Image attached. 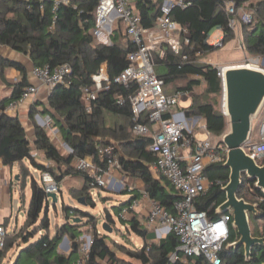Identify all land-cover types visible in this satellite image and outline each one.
Segmentation results:
<instances>
[{
    "label": "trees",
    "instance_id": "trees-1",
    "mask_svg": "<svg viewBox=\"0 0 264 264\" xmlns=\"http://www.w3.org/2000/svg\"><path fill=\"white\" fill-rule=\"evenodd\" d=\"M165 1L139 0L137 7L145 27L153 26L162 15ZM228 1L234 2L237 18L242 8H249L253 20L250 24L241 25L246 39L244 46L250 55L264 57V0H190V5L186 9L176 7L170 14L174 21L187 29L189 44L183 45L181 54L169 51L163 59L158 60L160 66L167 70L158 75L165 83V87L172 84L175 93L180 91L194 93L195 88L205 84L206 95L220 96L224 93L223 80L219 77L220 69L213 65L200 64L198 60L201 55L213 53L235 39V31L230 27L231 16L227 12ZM98 5L99 0H73L71 4L60 5L57 11L53 12V3L50 1L0 0L1 45L28 56L35 67L44 65L57 67L66 63L72 67V74L66 84L51 91L48 106L39 110L38 105H35L31 111L32 119L38 112L52 115L54 126L61 132L64 142L71 151L64 155L52 142L45 128L35 125V137L32 142L21 120L5 111L11 103L21 99L30 83L28 73L21 64L0 57L2 70L14 68L20 71L22 76L21 81L15 85L12 95L0 102V160L11 168L20 165L16 185L20 194L23 192L21 198H24L28 178H31L32 190L24 223L26 231L22 234L14 233L7 238L5 249L0 251V264H5L8 253L18 245L16 240L10 239L19 235L23 247L19 246L21 252L15 264H19L23 255L31 264H77L80 259L83 227L95 222L94 215L82 208L64 206L67 221L57 229L55 236L51 237L50 200L44 185L32 179L25 162H29L35 171L51 174L59 189L66 178H81L85 186L77 200L84 199V207L95 209L96 202L89 193L90 176L76 169L74 162L78 158L90 157L98 166H103L105 161L99 150L112 146L109 142L104 143L102 139L107 129L106 115L123 122L119 124L117 130L111 131V137L117 140L127 153L119 156V168L116 170L122 175L139 180L149 197L170 213H175V204L182 200V195L169 182L162 177H156L150 169V165L156 161V156L149 150L152 138L137 137L132 133L136 121L129 97L138 92L139 87L136 83L128 87L114 84L109 91L99 96L91 112H87L81 103L83 90L92 85V78L101 67L105 66L110 79L114 80L128 68V56L136 50V45L125 34L124 39L119 36L121 25H118L114 32L112 45L96 41L92 31L96 25ZM41 7H44V11ZM217 28L223 33L222 45L208 42L209 34ZM184 56H187L186 60ZM181 80H187L186 86L178 85ZM116 97L122 98L124 104L121 105ZM186 114L202 117L210 134L217 137L225 134L227 118L223 112L216 109L215 104L200 103L198 97L194 95L193 105ZM141 122L148 124L142 119ZM34 150L42 152L51 164L48 166L39 163L34 157ZM257 163L264 166V157L257 159ZM205 173L213 184L206 194L198 197L196 208L205 211L210 220H216L220 217L218 209L226 202L223 188L229 182L230 171L221 164L209 166ZM248 191L251 201L245 198ZM137 192L138 189L131 191L126 189L122 192L124 195H132L125 203V208L139 198ZM239 198L258 206V216L251 219V223L253 220L255 224L252 232L256 238H264V192L245 176ZM125 208L122 205L114 207L119 221L128 225L129 231L147 241L148 230L136 218L126 220L121 217ZM73 218H78L81 222L75 223L72 221ZM106 223L109 226L116 223L110 213L107 214ZM230 233V240L221 253L224 264H264L263 247L252 250L249 262L243 248L228 249L230 244L239 240L238 232L233 226L230 227ZM65 238L71 242L68 255L59 252ZM110 240L109 235H99L96 231L85 257L86 264L103 262L116 264L117 256L109 244ZM178 246V239L170 233L158 244L153 243L141 250L129 251L128 255L142 264H210L204 257H187L183 254H179L176 263H171L170 256L177 253Z\"/></svg>",
    "mask_w": 264,
    "mask_h": 264
},
{
    "label": "built area",
    "instance_id": "built-area-1",
    "mask_svg": "<svg viewBox=\"0 0 264 264\" xmlns=\"http://www.w3.org/2000/svg\"><path fill=\"white\" fill-rule=\"evenodd\" d=\"M41 1L52 2L53 12H56L60 5H69L73 0ZM138 2L139 0H99L96 25L92 31L94 37L101 44L112 45L114 32L121 25L125 36L136 45V50L128 56V68L114 80L110 79L107 68L101 67L93 76L92 85L83 90L81 103L87 112H91L99 96L109 91L114 84L126 87L133 83L138 85V92L129 97L136 121L132 133L137 137L152 138L149 150L156 156V161L150 165V169L156 177H162L169 182L182 195V200L175 204V213H170L152 200L147 192L142 191L141 199L134 200L123 210L121 217L126 219L141 204H146L148 228L155 230L159 239L172 233L179 241L177 253L170 256L171 263H176L179 254H183L187 257H204L210 264H224L221 253L230 240L233 212L210 220L205 211L197 210L196 201L213 184L205 173L206 169L209 166L225 164L229 150L221 143H213L207 125L201 118L189 119L184 110H177L183 100L190 98V93L180 91L168 94L165 83L156 73L158 60L163 59L169 51L181 54L183 45L189 44L187 29L174 21L170 14L176 7L186 9L190 0H166L162 15L149 28L143 25ZM41 10L44 11V7ZM227 12L231 16L230 27L234 31L253 20L252 14L245 8L240 10L237 18L233 1L227 2ZM217 45H222V39ZM183 58L186 60L187 56ZM246 64L263 70L259 59L248 60L244 65ZM224 71L225 68L220 69L219 77L222 80ZM71 74L72 67L67 63L57 67H35L32 76L39 84L27 87L21 99L11 103L5 111L10 113L25 102L35 101L42 88L51 92L66 84ZM116 98L121 105L124 104L122 98ZM38 119L43 128L57 136L59 130L54 126L52 115L47 114L43 118L39 115ZM141 119L148 124L141 122ZM200 135L205 138L199 139ZM258 140L256 143L251 141L245 149L256 160L264 157V113L258 128ZM99 154L104 158L103 166H98L90 157L78 158L74 162L76 169L90 176L89 193L95 202L99 197L98 190L107 188L110 184L112 170L119 168V156L115 147L101 148ZM41 181L46 192L58 194L59 188L51 174L42 173ZM16 228L14 226L13 231H10L5 224H0V251L5 249L7 238ZM87 253L88 249H81L77 264H86Z\"/></svg>",
    "mask_w": 264,
    "mask_h": 264
},
{
    "label": "rangeland",
    "instance_id": "rangeland-1",
    "mask_svg": "<svg viewBox=\"0 0 264 264\" xmlns=\"http://www.w3.org/2000/svg\"><path fill=\"white\" fill-rule=\"evenodd\" d=\"M245 10L251 13L248 7H246ZM123 35L124 33L121 28V30L119 31V36L120 37L122 36V39H124ZM221 39H223V33L217 35L216 32L215 33L213 32L208 37V42L210 44L217 45L219 41H221ZM234 40L235 42L233 43V45H231V47H228L225 49L223 47L213 53L201 55L199 57L198 63L206 64L205 61L208 59V57H210L213 59V62L216 63L217 67L219 69H222V68H227L231 66H241V65H244L246 61L248 60L259 59L260 67L261 69L264 70V57L253 56L247 52L244 46L246 39H245L244 29L242 26L237 31H235ZM96 41L99 42V40L97 39ZM242 46H244V49H241ZM165 72H167V70L164 67H161L160 64L156 67L157 75L163 74ZM186 84H187V80H183V81L181 80L178 82L179 86L184 87L186 86ZM205 89H206L205 85L195 88L194 90L195 93L193 94V97L194 95L197 96L200 103L210 102V103L215 104L216 109L224 113V108H223L224 93L220 96H209L204 93ZM173 90H175L174 87H173ZM190 106H191V100L180 104L181 110L187 109ZM40 116L41 118H43L45 115L41 114ZM31 120L34 122V126L37 125V123H39L37 119L31 118ZM122 123L123 122L119 120L118 118L106 115L105 126L107 129L104 135L102 136L104 143L109 142L110 144H112L113 147H115L116 153H118V156H120L121 154L124 155L127 153L124 151L120 143L111 137V131L117 130L119 127V124H122ZM257 125L259 124L256 123L255 125L256 128H257ZM47 131H48V134L52 142L59 149V151L64 155H68L71 151L69 147L67 146V144L64 142L61 132L59 131L57 133V136H53L49 130ZM228 131H229V122L227 119V128H226L225 134ZM211 137H212V141L214 144L221 143L222 138H223V136L217 137L212 134H211ZM204 138H205L204 135L199 137V139H204ZM253 139L254 141H257L258 136H254L253 134ZM30 140L33 142V139H30ZM33 154L39 163L48 164V166L49 164H51L45 159V156L42 152L34 150ZM27 163L30 166L29 172H30L32 179H35L37 180V182L42 183L41 181L42 173L35 172V169L31 167L30 163L29 162ZM113 171L115 170H112V173ZM110 180L111 178H109V181ZM12 182L14 186H13L12 192L9 194L8 197L5 196V193L3 192V186L0 182V186H1L0 187V224H5L6 227L10 231H13L14 226H17L15 232H13L11 235L17 232L22 234L23 232L26 231L24 228V223L26 221V211L28 209L29 202L32 197V190L30 186L31 178H28L27 180L28 184L24 191V198H21V196L23 195V192H21L20 194L19 187L16 185L18 181L15 180V177L13 178ZM117 182L120 184L118 187V190L119 191L122 190V192H124L126 189L130 187L138 188V189L142 188L141 184L138 183L135 179L130 180L128 183L126 181L120 182V180H118ZM84 186H85L84 181L79 177H68L61 183L60 189L58 192V200H59L58 203L54 205L52 201L50 200V204H49L50 205L49 218L51 220V229L49 232L50 236L54 237L57 229H59L67 221L65 211H64V206L73 207V208L74 207L82 208L84 210L89 211L92 215H94L95 222L83 227V236L80 240L81 249L86 248L89 251L91 247V243H92V236L97 231L99 235L107 234L110 236L111 240L109 244L116 253V256H117L116 264H142L138 260L130 258V256L128 255V252L129 251L134 252L137 250H141L143 247L150 246L153 243L146 242L145 240L138 237L136 234L129 231V229H127L119 221L117 214L115 212H112L113 208H111V204L119 203V201H127L128 199L131 198L130 197L131 195L130 194L128 195L111 194L106 191V188L100 189L98 190L99 197L97 198V201H96V208L90 209V208L84 207V205H81L79 203V200H77V196L81 195ZM87 192L88 190H86V194ZM102 196H106V198H103ZM245 198L248 201H251L252 198H251V195H249V191L245 193ZM108 213H110L116 220L115 225L114 224L110 225V227L113 229V232L110 234L106 233L103 230V226L107 222ZM84 222H86V220ZM253 225L255 224L252 220V223H251L252 230H253ZM19 236L17 238L10 239L11 241L16 240V244L18 245H16V247L8 253L7 259L4 261L5 264H15V262L17 261L19 254L21 252L19 248L21 246L23 247L22 241ZM155 240H159V238L157 236L154 238L151 237L149 241H155ZM154 243L158 244V241ZM69 247H71L70 241H69ZM59 252L62 255H68L70 253V248L69 250H66L64 246L60 245ZM19 264H31V263L28 261L27 257L23 255V257L19 261ZM102 264H113V263L103 262Z\"/></svg>",
    "mask_w": 264,
    "mask_h": 264
},
{
    "label": "water",
    "instance_id": "water-1",
    "mask_svg": "<svg viewBox=\"0 0 264 264\" xmlns=\"http://www.w3.org/2000/svg\"><path fill=\"white\" fill-rule=\"evenodd\" d=\"M224 86V116L229 122V131L223 135L221 144L229 150L224 167L230 171L228 184L223 188L226 202L218 209L219 215L233 212V228L238 232L239 240L230 244L228 249L243 248L247 261H250L252 250L256 247L264 248V238L253 236L251 219L258 216V206L239 198L243 186V178L256 183V187L264 192V166L245 151L249 147L254 123L264 111V71L246 64L244 67L231 66L225 68L223 74ZM19 177H16V181ZM48 199L54 205L58 203V194L47 192ZM81 205L85 200H79ZM73 222H81L73 218ZM103 230L112 233L113 229L105 223ZM69 250V241L65 238L61 244Z\"/></svg>",
    "mask_w": 264,
    "mask_h": 264
},
{
    "label": "crops",
    "instance_id": "crops-1",
    "mask_svg": "<svg viewBox=\"0 0 264 264\" xmlns=\"http://www.w3.org/2000/svg\"><path fill=\"white\" fill-rule=\"evenodd\" d=\"M213 32L214 33L216 32L217 35L222 33V31H219V29L217 28V29L213 30L209 34V36ZM214 35H216V34H214ZM234 42H235V40H233L230 43H228L224 47V49L228 48V47H231V45H233ZM0 57L5 59V60H7V61L16 62V63L21 64L26 69V71L28 73V80H29L30 85H38L39 84V82L32 76V72H33V69L35 68V66L33 65L32 61L30 60V58L28 56H25L23 54H19V53L13 51L11 48L0 44ZM205 63L217 67L216 63H214L213 59L210 58V57H208V59L205 61ZM1 71H2V74H1ZM21 79H22V76H21L20 71L14 69V68H4L2 70V68L0 66V102L2 100H4L5 98H8V97H10L12 95L15 85H17L21 81ZM203 85H205V84H203ZM165 89H166V92L168 94H170V95L175 93V90H173V85L172 84L167 85L165 87ZM50 93H51L50 90H48L46 88H42L40 93H39V95H38V97H37V99L35 101L25 102L24 104H22V105L18 106L17 108H15V110H13L12 112L8 113L10 116L18 117L21 120V122L23 123V125L26 128V132H27V135H28L29 139H33L34 140V137H35V126H34V122L31 120L32 108L35 105H38V109L41 110L43 107L48 106ZM194 93H195V91H194ZM194 93L193 92L190 93V98L186 99V100H183L181 103L191 100V106H192L193 105V94ZM189 108L182 109V110H184L186 112ZM177 110H181V108L178 107ZM263 113H264V111L262 112L261 116L263 115ZM36 114L37 115L38 114L39 115H41V114L42 115H46V114L40 113V112H38ZM37 115H35L34 119H37L38 122H39V123H37V125L42 127V125H41V123H40V121L38 119L39 115L38 116ZM261 116L254 123V133H253L254 136H258L259 125H257V128L255 127V125H256V123L260 124ZM188 118L189 119H193V118L199 119V118H201L205 122V120L202 117H200V116H188ZM56 129H58V128H56ZM200 136H203V135H200ZM252 140H253L252 142H254V143L259 141V140L254 141L253 137H252ZM25 165L30 167L28 165L27 161L25 162ZM35 172H38V171H35ZM19 174H20V165H16L13 168H11L9 166H5L3 164V162L0 160V182H1L2 186H3V192L5 193L6 197H8L9 194L12 192V189H13V186H14V184L12 182L13 178L15 177V180H16V177H19ZM110 178H111L110 184L106 188V191L111 193V194H123L122 190L121 191L118 190V187L120 185L117 182L118 180H120V182L126 181L128 183L130 180L134 179L132 177L120 174L117 170L113 171V173L111 172ZM136 181L141 184L142 188L138 189V188L130 187L128 189H129V191L134 190V189H138V192L136 194H139L140 196H139V198L137 200H140L141 199V193H142V191H144V187H143V184L139 180H136ZM102 197L106 198V196H102ZM130 197L132 198V195ZM130 199H128L127 201H129ZM127 201H119V203H114L116 205L111 204V208H113L112 212H114V207L115 206L122 205L125 208V206H126L125 203ZM147 216H148L147 205L146 204H141L137 208L136 211L132 212L126 218V220H131L132 218H136L144 226V228L148 230V233H149L148 240L147 241L145 240V241L149 242V243H154V242L158 241V243H159V241L161 239L155 240V241H149L151 239V237L154 238V237L157 236L159 238V236H158V234H157V232L155 230H153V229L150 230L148 228V226H147ZM124 226L128 229V225H124ZM141 239H143V238H141Z\"/></svg>",
    "mask_w": 264,
    "mask_h": 264
},
{
    "label": "bare ground",
    "instance_id": "bare-ground-1",
    "mask_svg": "<svg viewBox=\"0 0 264 264\" xmlns=\"http://www.w3.org/2000/svg\"><path fill=\"white\" fill-rule=\"evenodd\" d=\"M244 66H246V65H244ZM244 66H240V67H244ZM252 67V66H251ZM253 68V67H252ZM223 100H224V98H223ZM223 108H224V110H225V105H223Z\"/></svg>",
    "mask_w": 264,
    "mask_h": 264
}]
</instances>
